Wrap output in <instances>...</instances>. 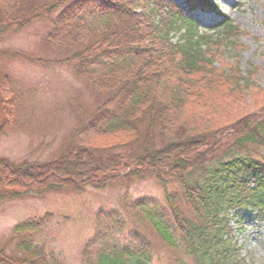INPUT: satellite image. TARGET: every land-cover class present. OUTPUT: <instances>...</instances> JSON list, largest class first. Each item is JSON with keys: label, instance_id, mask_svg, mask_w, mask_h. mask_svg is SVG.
<instances>
[{"label": "trees", "instance_id": "1", "mask_svg": "<svg viewBox=\"0 0 264 264\" xmlns=\"http://www.w3.org/2000/svg\"><path fill=\"white\" fill-rule=\"evenodd\" d=\"M57 10L46 43L65 52L59 61L105 99L77 120L51 161L0 158V201L101 187L119 177L153 178L164 188L172 180L178 191L165 189V210L142 197L99 212L84 263L152 264L153 234L169 264H248L229 214L250 210L264 219V91L253 82L254 67L242 71L236 58L228 62L238 26L221 15L212 32L203 30L193 13L220 14L211 0H0V34ZM0 99L4 126L13 125L18 91L2 71ZM47 222L15 224V253L0 247V264H62L34 242ZM128 223L146 240L120 242Z\"/></svg>", "mask_w": 264, "mask_h": 264}, {"label": "rangeland", "instance_id": "2", "mask_svg": "<svg viewBox=\"0 0 264 264\" xmlns=\"http://www.w3.org/2000/svg\"><path fill=\"white\" fill-rule=\"evenodd\" d=\"M211 2L220 14L195 11L193 17L208 32H212L221 15L238 26L241 34L236 41L237 52L228 54V62L236 58L242 71L254 67L253 82L264 91V0ZM57 12L16 31L0 34V51L19 54L0 57V72L8 75L18 91L17 119L13 125L4 126L0 101V158L13 164L47 163L54 159L77 120L105 99L80 80L71 65L59 61L65 52L46 43L45 35ZM217 53L219 64L227 61L222 49ZM114 152L123 153L122 150ZM259 163L264 165V160L259 159ZM165 189L176 194L178 186L172 180L164 188L153 178L126 181L119 177L101 187L85 185L79 191L60 188L41 195L27 192L14 200L0 201V247L8 254L15 253L12 227L25 220L48 216V222L33 236L34 242L47 254L61 259L62 264H85L82 248L93 235L99 212L121 210L122 204H131L142 197L165 210ZM229 225L239 257L248 264H264V219H256L250 210L237 215L230 212ZM134 232L128 223L117 239L122 243L146 240L142 232L140 238L134 237ZM149 238L153 246L152 264H169L168 250L153 234Z\"/></svg>", "mask_w": 264, "mask_h": 264}]
</instances>
